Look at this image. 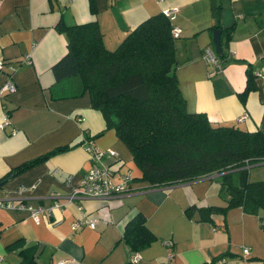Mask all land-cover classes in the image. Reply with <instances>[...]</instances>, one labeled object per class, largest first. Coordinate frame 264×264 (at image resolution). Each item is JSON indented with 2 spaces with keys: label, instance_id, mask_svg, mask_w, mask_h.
Here are the masks:
<instances>
[{
  "label": "crops",
  "instance_id": "obj_1",
  "mask_svg": "<svg viewBox=\"0 0 264 264\" xmlns=\"http://www.w3.org/2000/svg\"><path fill=\"white\" fill-rule=\"evenodd\" d=\"M171 6L177 8L172 22L180 28L174 39L175 74L187 110L202 111L215 124L264 133V0H0V59L15 65L16 85L13 92L0 94V124L3 113L8 116L0 125V178L64 147L0 184V201L14 205L0 203V264H19V250L30 246L38 264H126L122 232L136 212L145 216L155 239L136 251L131 264H219L220 259V264H264V210L232 205L205 217L204 207L226 205L214 175L148 184L114 128L106 127L103 113L91 106L78 77L54 78L51 65L67 44L57 22L94 18L104 44L114 48L139 21ZM215 29L221 30L224 53L213 64L203 51L217 54ZM247 68L255 88L242 101ZM5 77L0 71V86ZM88 144L115 154L93 160ZM95 163L130 169V189L107 197H79L38 222L27 207L18 206L45 207L53 197L64 199ZM187 207H194L191 213ZM81 210L95 219V227L70 228ZM243 246L249 248L246 255Z\"/></svg>",
  "mask_w": 264,
  "mask_h": 264
},
{
  "label": "trees",
  "instance_id": "obj_2",
  "mask_svg": "<svg viewBox=\"0 0 264 264\" xmlns=\"http://www.w3.org/2000/svg\"><path fill=\"white\" fill-rule=\"evenodd\" d=\"M172 25L162 11L150 14L130 28L116 47L108 48L94 18L73 24L59 21L56 28L66 33L67 44L51 65L54 78L78 77L91 106L103 113L106 127L114 128L139 168V177L148 184L214 175L226 205L204 207L205 217L232 205L251 212L264 210V179L249 177V166L264 162V133L260 128L215 124L204 112L187 110L175 74ZM253 77L247 68L239 93L242 101L255 88ZM62 149L56 147L13 168L0 178V184ZM193 208L186 211L191 213ZM260 222L264 226L261 216ZM122 238L127 245L126 264H131L130 256L155 235L146 226L145 216L136 212L127 220ZM29 248L19 250V264H38Z\"/></svg>",
  "mask_w": 264,
  "mask_h": 264
},
{
  "label": "built area",
  "instance_id": "obj_3",
  "mask_svg": "<svg viewBox=\"0 0 264 264\" xmlns=\"http://www.w3.org/2000/svg\"><path fill=\"white\" fill-rule=\"evenodd\" d=\"M176 7H167L163 9V14L168 17L169 20L173 21L175 17ZM172 34L176 37L179 32L180 28L176 25H172ZM29 54L26 55L25 61H28ZM203 57L207 62H211L215 64L217 62V54L213 53L212 50L209 48H205L203 51ZM15 70V65L11 62H5L3 59H0V71L5 72V80L3 84L0 86V94L11 93L16 89L15 82L13 80V73ZM245 116V115H243ZM8 120L7 113H3L1 126H3ZM86 149L91 152V156L93 160L100 159L106 153L111 155L115 154V151H107V150H100L91 144L86 145ZM133 180V174L130 169H125L123 171L114 170L107 165H100V164H93L90 166L82 175L79 183L74 186L69 193L64 195V199H58L53 197L54 199L49 203L47 206H32L27 205L24 206L23 203H19L18 206L23 208L27 207L29 209L30 215L35 222L40 220L42 215L48 216L50 215L51 211L54 208L62 209V207L73 200H76L79 197H107L115 194H121L130 189L131 181ZM1 204L13 207L12 203H6L0 201ZM78 208L81 209V204H77ZM82 224H87L91 227H95L96 222L95 219L92 217H88L83 213L81 210V216L77 219L73 220L70 223V228L72 230L77 229ZM165 243H170V241H165ZM243 255L249 253L248 246L242 247ZM137 258V254L133 253L130 256V260L133 261ZM224 259H220L218 263L222 262Z\"/></svg>",
  "mask_w": 264,
  "mask_h": 264
},
{
  "label": "water",
  "instance_id": "obj_4",
  "mask_svg": "<svg viewBox=\"0 0 264 264\" xmlns=\"http://www.w3.org/2000/svg\"><path fill=\"white\" fill-rule=\"evenodd\" d=\"M220 33H221L220 29H215L213 31V35H212L213 43H214V46H215V51L217 52V54H221L222 53V49H221L222 45H221ZM194 217H196V218L198 217V211H195Z\"/></svg>",
  "mask_w": 264,
  "mask_h": 264
},
{
  "label": "rangeland",
  "instance_id": "obj_5",
  "mask_svg": "<svg viewBox=\"0 0 264 264\" xmlns=\"http://www.w3.org/2000/svg\"><path fill=\"white\" fill-rule=\"evenodd\" d=\"M255 165L256 166L249 167V171L250 170L252 171V172H249L250 179H254V178L264 179V162L258 163ZM255 171H256V173H255ZM257 174H259V176H263V177H258Z\"/></svg>",
  "mask_w": 264,
  "mask_h": 264
}]
</instances>
